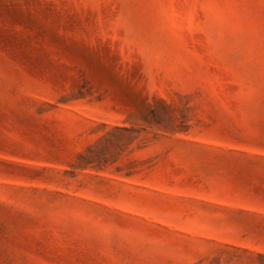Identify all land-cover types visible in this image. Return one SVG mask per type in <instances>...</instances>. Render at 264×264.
I'll return each mask as SVG.
<instances>
[{"label": "rangeland", "instance_id": "rangeland-1", "mask_svg": "<svg viewBox=\"0 0 264 264\" xmlns=\"http://www.w3.org/2000/svg\"><path fill=\"white\" fill-rule=\"evenodd\" d=\"M0 264H264V0H0Z\"/></svg>", "mask_w": 264, "mask_h": 264}]
</instances>
